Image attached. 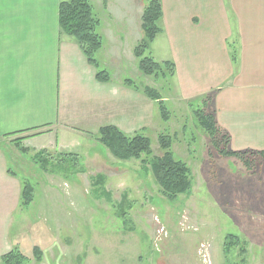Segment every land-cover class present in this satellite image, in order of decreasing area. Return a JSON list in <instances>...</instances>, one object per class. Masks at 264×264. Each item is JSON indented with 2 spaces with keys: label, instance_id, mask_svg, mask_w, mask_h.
Segmentation results:
<instances>
[{
  "label": "rangeland",
  "instance_id": "1",
  "mask_svg": "<svg viewBox=\"0 0 264 264\" xmlns=\"http://www.w3.org/2000/svg\"><path fill=\"white\" fill-rule=\"evenodd\" d=\"M90 2L100 19L98 32L103 39L96 58L100 68L111 74L109 89L114 99L128 93L129 78L162 94L169 117L163 118L159 103L153 100L156 106L145 96L151 105L146 106V118L140 124H146L143 132L151 140L154 155L161 153L159 135L171 136L175 157L192 168V191L175 200L167 198L141 160H119L91 136L99 125L71 137L87 171L70 177L52 173L50 165L44 170L36 163L35 152H25L14 140H3L0 264L2 255L16 247L30 258L28 264H205L199 254L202 243L210 245L213 264H264V157L252 156L245 165L238 157L210 150L192 106L177 105L173 89L163 87L166 82L139 70L134 51L144 37L141 17L147 0ZM145 55L161 62L169 60L171 52L153 44ZM51 154L56 157L58 152ZM98 171L109 175L106 182L95 177ZM7 175L17 177V186L18 181L22 186L23 182L33 185L31 205L21 207L15 194L5 190L11 184L2 182L9 180ZM229 234L235 235L230 239L234 246L227 251ZM243 242L244 255L239 249ZM35 246L43 251L41 261L34 255Z\"/></svg>",
  "mask_w": 264,
  "mask_h": 264
},
{
  "label": "crops",
  "instance_id": "2",
  "mask_svg": "<svg viewBox=\"0 0 264 264\" xmlns=\"http://www.w3.org/2000/svg\"><path fill=\"white\" fill-rule=\"evenodd\" d=\"M62 1L0 0V144L25 136L21 145L29 152H76L71 137L81 129L146 130L145 93L124 86L128 93L114 99L112 77L99 81L98 68L61 31ZM161 2L164 30L151 45L171 52L177 105L212 95L210 108L231 136L229 147L264 150V0ZM230 44L238 47V63ZM7 176L2 182L13 187L5 190L20 203L22 184ZM95 176L109 178L103 171Z\"/></svg>",
  "mask_w": 264,
  "mask_h": 264
},
{
  "label": "trees",
  "instance_id": "3",
  "mask_svg": "<svg viewBox=\"0 0 264 264\" xmlns=\"http://www.w3.org/2000/svg\"><path fill=\"white\" fill-rule=\"evenodd\" d=\"M163 7L161 0H147V5L142 14V30L144 37L135 47V55L138 58L139 70L146 76H152L156 80H163L167 85L164 88L172 89V78L176 72V65L171 60L157 61L151 55H145L152 42L163 32L162 26ZM59 24L63 33L73 37L79 47L87 57L90 64L98 68L96 77L99 81L107 82L111 79L110 73L106 69H101L96 58V53L103 47V39L98 32L100 19L94 10L90 0H66L59 5ZM231 56L235 63H238L239 50L236 45H229ZM126 85L136 90H142L145 95L159 103V108L163 118L167 119L170 111L166 105L162 94L150 85L139 87L131 78L126 80ZM171 83V84H170ZM167 89V90H168ZM212 95H207L196 101H189L188 104L193 108L194 118L199 127L203 129L208 138V147L210 150H216L219 154H226L230 157H238L248 165L246 159L252 156H263L264 150H240L235 151L229 147L231 136L221 125H219L214 110L210 108ZM196 104L197 106H194ZM37 129V128H36ZM44 132V131H43ZM22 133V131H19ZM40 132L30 134L34 136ZM13 135L16 133H12ZM91 136L98 142L102 143L110 152L119 160L129 161L138 159L142 164L149 167L152 171L155 181L163 193L170 200H175L181 194L189 195L193 188V172L187 162L175 157L171 145L172 138L170 135L161 133L159 135V146L161 153L154 155L150 138L144 132H136L129 135L115 125H105L99 128L97 133ZM26 138L25 136L14 139L18 145ZM26 151L27 148L21 147ZM46 149L35 153L36 163L47 170L50 165L52 173H67L79 175L87 171L83 164V158L76 152L61 151L54 157ZM68 164L69 166H67ZM65 168V169H63ZM9 173L12 171L8 170ZM16 171H13L12 175ZM62 175V174H61ZM64 176V175H63ZM104 182V181H103ZM34 187L30 182H23L20 205L21 207L29 206L34 201ZM235 235L229 234L225 242V249L229 251L234 245L231 241ZM233 245V246H232ZM242 255L246 254V242L239 247ZM42 249L39 246L34 247V255L38 261L42 258ZM241 255V256H242ZM3 264H28L30 258L26 256L20 248L16 247L2 255ZM244 262V259H243Z\"/></svg>",
  "mask_w": 264,
  "mask_h": 264
},
{
  "label": "built area",
  "instance_id": "4",
  "mask_svg": "<svg viewBox=\"0 0 264 264\" xmlns=\"http://www.w3.org/2000/svg\"><path fill=\"white\" fill-rule=\"evenodd\" d=\"M202 248L204 249V253H203V257H204V261L206 262V264H211V261L209 259L208 253H207V247L203 244Z\"/></svg>",
  "mask_w": 264,
  "mask_h": 264
}]
</instances>
